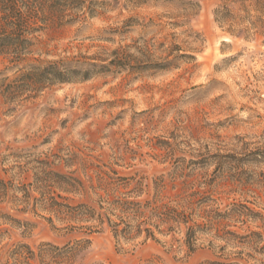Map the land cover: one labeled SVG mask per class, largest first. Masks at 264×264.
I'll use <instances>...</instances> for the list:
<instances>
[{"label": "rangeland", "instance_id": "obj_1", "mask_svg": "<svg viewBox=\"0 0 264 264\" xmlns=\"http://www.w3.org/2000/svg\"><path fill=\"white\" fill-rule=\"evenodd\" d=\"M191 1L199 10L189 26H158L177 13L166 0H105L94 16L35 33L31 63L77 55L109 61L127 45L128 66L55 84L14 109L0 96V264H67L41 248L79 241L69 264H264V34L232 36L214 18L221 0ZM129 18L126 32L114 31ZM150 60L173 65L136 69ZM23 66L0 58V77L12 79ZM53 171L88 186L115 172L144 176L149 198L163 177L167 194L189 189L222 211L249 206L261 217L223 223L263 237L227 242L213 228L197 231L190 247L186 228L145 243L118 242L109 228L72 229L49 211L50 195L88 199L52 185Z\"/></svg>", "mask_w": 264, "mask_h": 264}, {"label": "trees", "instance_id": "obj_2", "mask_svg": "<svg viewBox=\"0 0 264 264\" xmlns=\"http://www.w3.org/2000/svg\"><path fill=\"white\" fill-rule=\"evenodd\" d=\"M115 2L119 3V0ZM166 2L169 3L168 7L176 9L177 13L169 12L167 17L171 21L160 22L158 26H189V20L196 16L199 10V4L191 0ZM100 4H105V0L100 3L98 0H0V58L11 64V67L24 64L14 78L0 77V96L10 109L36 98L40 92L55 84L86 80L94 74L110 70L111 67L128 66L127 45L114 49L109 61L100 57L77 55L56 61L30 62V55L36 45L35 33L42 26L64 25L82 20L85 16H94ZM214 18L230 35L254 38L264 34V0H221L214 9ZM132 21V18L123 21V25L114 31L126 32V27L134 25L130 24ZM168 61L141 62L136 69H166L173 65ZM2 75L3 72H0V76ZM51 173L52 185L61 188L64 193L82 194L88 199L74 203L69 196L60 195L58 197L64 198V201H59L58 197L50 195L49 211L59 220L68 223L72 229L85 228L94 232L109 228L118 242H135L143 238L145 243L150 239H157V233L170 235L186 228L185 237L190 247L196 240L197 231L213 228L221 233L216 235L227 242L245 243L263 237L260 231L254 230L240 234L229 230V225L223 223L232 217L245 218L242 223L261 217V214L249 206L234 204L222 211L210 206L206 197L196 199L199 193H190L189 189L183 188L180 192L167 194L165 184L162 183L163 177L159 181V191L149 198L148 184H145L144 176L125 177L115 172L116 176H100L97 186H88L85 180L74 173ZM90 181L91 177L88 179V182ZM88 188L92 190L93 196H96L95 200ZM198 208L203 209L202 222L195 220ZM49 245L50 250L41 248V252L49 253L55 263L61 261L69 264L83 247V242L63 247ZM24 247L34 253L29 246ZM204 264L237 263L210 260Z\"/></svg>", "mask_w": 264, "mask_h": 264}]
</instances>
